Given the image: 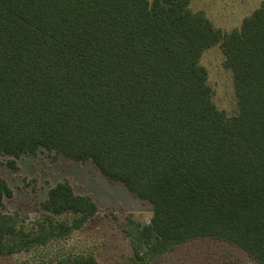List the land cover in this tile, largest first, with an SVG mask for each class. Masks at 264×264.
Segmentation results:
<instances>
[{
	"label": "trees",
	"instance_id": "1",
	"mask_svg": "<svg viewBox=\"0 0 264 264\" xmlns=\"http://www.w3.org/2000/svg\"><path fill=\"white\" fill-rule=\"evenodd\" d=\"M215 46L233 77L232 117L214 103L201 64ZM40 151L91 162L152 204L149 224L125 226L124 264L200 239L264 264V2L225 32L191 0H0V157L18 171ZM12 197L1 179V257L64 239L99 212L60 182L28 230L3 212ZM55 264L100 262L85 254Z\"/></svg>",
	"mask_w": 264,
	"mask_h": 264
},
{
	"label": "rangeland",
	"instance_id": "2",
	"mask_svg": "<svg viewBox=\"0 0 264 264\" xmlns=\"http://www.w3.org/2000/svg\"><path fill=\"white\" fill-rule=\"evenodd\" d=\"M264 0H191L194 12L203 11L216 28L231 32L258 9ZM201 64L207 69L209 85L217 108L229 117L238 114L232 73L224 66L220 46L204 52ZM9 157H0V180L13 191L6 199L4 213L18 217L28 230H36L41 219V203L57 183L68 181L75 193L90 196L99 212L82 230L47 246L21 254L1 257L0 264H55L75 255L93 254L100 264H124L132 257L131 243L124 229L129 218L149 224L154 214L152 204L133 196L120 183L106 179L91 162L77 163L66 157L40 151L18 160L19 170L9 168ZM70 222L71 216L57 217ZM147 264H257L240 249L212 239H200L180 246L174 252Z\"/></svg>",
	"mask_w": 264,
	"mask_h": 264
}]
</instances>
